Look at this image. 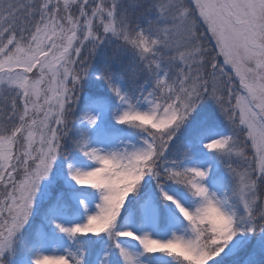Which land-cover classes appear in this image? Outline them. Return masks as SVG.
I'll return each mask as SVG.
<instances>
[{"label":"snow or ice","instance_id":"6c2138e0","mask_svg":"<svg viewBox=\"0 0 264 264\" xmlns=\"http://www.w3.org/2000/svg\"><path fill=\"white\" fill-rule=\"evenodd\" d=\"M0 264H264V0H0Z\"/></svg>","mask_w":264,"mask_h":264},{"label":"trees","instance_id":"16d2710c","mask_svg":"<svg viewBox=\"0 0 264 264\" xmlns=\"http://www.w3.org/2000/svg\"><path fill=\"white\" fill-rule=\"evenodd\" d=\"M201 34L203 35V29H202V31H201ZM205 43H206V45L211 49V48H213L214 47V41H212L211 40V38H210V34H208V36L206 37V39H205ZM82 55H84L85 57H87V52H84V53H82ZM221 59V61H222V57L220 58ZM144 82V76L143 75H141V77L139 78V83H143ZM88 94V92H87V90H85V92H84V95H87ZM78 110V109H77ZM71 119H75V117L73 116V117H71ZM224 124H225V129H227V130H230V128H231V126L230 125H228V123H227V121L225 120L224 121ZM191 138V136H190V133H186L185 134V136L184 137H182L181 139H180V141L177 143V149H179L185 142H187V140H189ZM174 153H175V150H174ZM251 155V152H249V156ZM227 172V166L225 165L224 166V168L221 170V175L223 176V174L224 173H226ZM249 251H251V246L249 247ZM158 255H160V254H158ZM245 254H241V258H243V256H244ZM22 256H23V250H21L20 252H18L17 253V257H16V260H17V262H19V260L22 258ZM162 257V256H161ZM163 258V257H162ZM89 259L90 260H94V257H89Z\"/></svg>","mask_w":264,"mask_h":264},{"label":"rangeland","instance_id":"374dc122","mask_svg":"<svg viewBox=\"0 0 264 264\" xmlns=\"http://www.w3.org/2000/svg\"><path fill=\"white\" fill-rule=\"evenodd\" d=\"M49 254H51V253H49Z\"/></svg>","mask_w":264,"mask_h":264}]
</instances>
